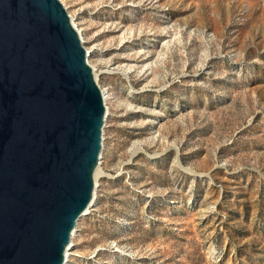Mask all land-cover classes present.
<instances>
[{
  "label": "rangeland",
  "instance_id": "1",
  "mask_svg": "<svg viewBox=\"0 0 264 264\" xmlns=\"http://www.w3.org/2000/svg\"><path fill=\"white\" fill-rule=\"evenodd\" d=\"M106 92L66 264H264V0H61Z\"/></svg>",
  "mask_w": 264,
  "mask_h": 264
},
{
  "label": "water",
  "instance_id": "2",
  "mask_svg": "<svg viewBox=\"0 0 264 264\" xmlns=\"http://www.w3.org/2000/svg\"><path fill=\"white\" fill-rule=\"evenodd\" d=\"M61 0H0V264H65L106 106Z\"/></svg>",
  "mask_w": 264,
  "mask_h": 264
},
{
  "label": "bare ground",
  "instance_id": "3",
  "mask_svg": "<svg viewBox=\"0 0 264 264\" xmlns=\"http://www.w3.org/2000/svg\"><path fill=\"white\" fill-rule=\"evenodd\" d=\"M78 31H79V30H78ZM79 32H80V31H79ZM86 51H87V50H86ZM87 55H88V52H87ZM101 90H102V88H101ZM102 93H103V99H104L105 106H106V96H107V95H106V92L103 91V90H102ZM106 108H107V107H106ZM100 159H101V156H100ZM100 159H99V162H100ZM98 165H99V164H98ZM90 207H92V205H91ZM90 207H89V208H90ZM89 208H87V210H85L84 214H86L87 211L90 210ZM84 214H83V215H84ZM81 218H82V217H81ZM74 231H75V230H74ZM74 231H73V233H75ZM72 236H73V234L71 235V237H72ZM68 251H69V249L67 250V253H66L65 264H66V261H67L68 255H69Z\"/></svg>",
  "mask_w": 264,
  "mask_h": 264
}]
</instances>
